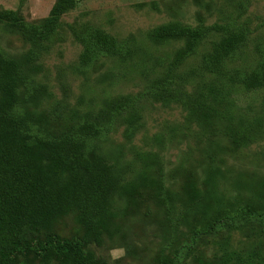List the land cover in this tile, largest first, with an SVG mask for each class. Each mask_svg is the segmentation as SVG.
I'll list each match as a JSON object with an SVG mask.
<instances>
[{
  "label": "rangeland",
  "instance_id": "374dc122",
  "mask_svg": "<svg viewBox=\"0 0 264 264\" xmlns=\"http://www.w3.org/2000/svg\"><path fill=\"white\" fill-rule=\"evenodd\" d=\"M59 1L0 0V53L20 64L15 112L44 138L97 128L82 137L86 154L118 183L89 227L69 206L48 228L29 226L25 244L78 240L99 264L116 247L127 255L115 264H264V81L239 80L264 67V0H68L43 35ZM163 25L202 35L162 37ZM99 31L123 53L82 66L81 38ZM234 35L223 73L202 68Z\"/></svg>",
  "mask_w": 264,
  "mask_h": 264
},
{
  "label": "trees",
  "instance_id": "16d2710c",
  "mask_svg": "<svg viewBox=\"0 0 264 264\" xmlns=\"http://www.w3.org/2000/svg\"><path fill=\"white\" fill-rule=\"evenodd\" d=\"M69 5L68 0L55 4L50 20L42 25L40 33L48 34L54 25L51 21ZM4 15L11 17L12 12ZM157 33L162 37L189 36L196 40L202 30L163 25L157 28ZM239 40V35L229 37L219 50L204 57L202 68L222 74L225 61ZM81 43L82 66L91 64L99 54L123 53L119 41L102 31L82 37ZM19 73L20 64L0 53L3 94L0 101V264H15L17 251L50 254L60 264H99L84 253L78 240L50 237L44 242L25 244L29 226L48 228L69 206L81 207L80 220L89 227L91 219L103 211L118 178L102 157L86 154L82 137L96 135L97 128L80 125L59 138H44L30 132L28 118L15 112ZM239 80L245 86L260 84L264 81V67Z\"/></svg>",
  "mask_w": 264,
  "mask_h": 264
},
{
  "label": "clouds",
  "instance_id": "9594fccd",
  "mask_svg": "<svg viewBox=\"0 0 264 264\" xmlns=\"http://www.w3.org/2000/svg\"><path fill=\"white\" fill-rule=\"evenodd\" d=\"M127 255L124 247H116L109 250L108 264H115V261L123 259Z\"/></svg>",
  "mask_w": 264,
  "mask_h": 264
}]
</instances>
